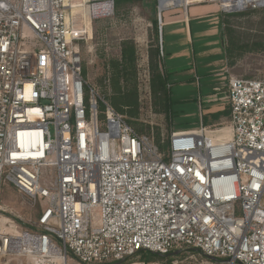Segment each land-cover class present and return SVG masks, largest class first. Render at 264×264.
<instances>
[{"label":"built area","instance_id":"1","mask_svg":"<svg viewBox=\"0 0 264 264\" xmlns=\"http://www.w3.org/2000/svg\"><path fill=\"white\" fill-rule=\"evenodd\" d=\"M65 1L0 0V264H264V79H229L227 131H172L161 151L83 76L78 43L114 0L81 24ZM4 183L43 203L35 224L5 217Z\"/></svg>","mask_w":264,"mask_h":264},{"label":"rangeland","instance_id":"2","mask_svg":"<svg viewBox=\"0 0 264 264\" xmlns=\"http://www.w3.org/2000/svg\"><path fill=\"white\" fill-rule=\"evenodd\" d=\"M88 2L85 3L87 10L89 6L97 3L92 0ZM70 3L83 4V0H70ZM178 9L183 10L184 8L181 6L170 7L162 11L160 20L158 21L157 0H143L140 3L126 5L118 11L113 6V14L111 17L92 21L89 27L92 39L87 42L78 43L86 81L104 96L111 94L103 83L104 77L110 74V62L120 59L121 44L124 41L134 43L136 47L135 76L127 82L125 88L128 91L136 92L138 116L129 119L132 122L130 126L136 133L153 140L154 143L159 145V149H161V141L166 142L172 131L196 126L193 119L179 116L177 111H180V109H175L180 105V103H177L179 87L184 86V84L177 83L178 80H176L175 76L166 75V78L167 76L169 78L170 84L167 85V95L171 103L173 118L169 119L164 115L162 107L155 103L156 98H153L150 89L151 70L149 67L148 53L152 48L156 47L154 40L155 34L151 21H157L159 35V27H161L163 22V14L168 10ZM71 12L72 10L69 9L68 0L69 17H74L77 22H80L79 24L87 17L86 12L82 10L74 14ZM244 14L241 16H227L226 18L227 26L231 30L229 39L232 37L234 42L230 60L232 65L228 67L229 73L232 78L263 80L264 9L246 11ZM159 44L160 41L158 39V47L160 50ZM190 52L188 55H190V60L193 62L194 59L191 49ZM162 56V64L164 63L165 66L166 63L169 66L168 55L165 58L164 55ZM159 72H161V68H159ZM194 85L196 86V84ZM195 86L191 87L192 90L189 88V90H185L183 96L188 97L191 95L192 91L196 89ZM157 97L161 98V94L157 95ZM192 105V101L183 102V106ZM124 118L128 120L127 117L124 116ZM223 127H228V124L221 127L208 128L207 131H213ZM217 132L213 131V133ZM262 203L264 204V197ZM1 204L5 212V217L19 223L22 228H28L36 223L43 205L41 202H33L23 197L18 190L8 183H4L2 186ZM155 258L157 260L156 256ZM158 259L164 260L168 258L159 257ZM5 264L36 263L25 258L17 257L10 258Z\"/></svg>","mask_w":264,"mask_h":264},{"label":"crops","instance_id":"3","mask_svg":"<svg viewBox=\"0 0 264 264\" xmlns=\"http://www.w3.org/2000/svg\"><path fill=\"white\" fill-rule=\"evenodd\" d=\"M225 15L214 3L195 4L183 10H168L163 14L159 45L164 58L168 55L170 64L167 66L165 63L164 66L163 63L162 70L165 76H175L177 83L184 84L179 87L177 103L180 105L175 109H180L177 111L179 116L193 119L196 125L176 131L191 132L201 127L208 129L226 124L229 127L230 117L225 93L231 76L225 52ZM190 49L193 62L188 55L191 53ZM168 76L167 85H170ZM193 86L196 89L192 94L184 97L185 90ZM185 101H192L193 105L183 106ZM228 127L213 131L223 133Z\"/></svg>","mask_w":264,"mask_h":264},{"label":"trees","instance_id":"4","mask_svg":"<svg viewBox=\"0 0 264 264\" xmlns=\"http://www.w3.org/2000/svg\"><path fill=\"white\" fill-rule=\"evenodd\" d=\"M143 2V0H114V9L118 11L126 5H131L135 3ZM245 15L243 13H237L232 15L223 16L224 32L227 40L226 46V56L228 60V66L232 65L230 62L232 57V50L234 42L232 37H230L231 30L227 26V16H241ZM152 28L154 30V40L155 48H152L149 53V67L151 70V80H150V89L155 100V103L162 107V111L166 117L169 119L173 118L171 112V103L167 95V79L162 70V56L160 55V50L158 47V24L156 20L151 21ZM135 63H136V47L131 41H124L121 44L120 59L112 61L109 64L110 71L109 75V96H106V99L109 101L110 105L113 107L115 112L128 118L126 122L131 125L132 122L129 119L136 118L138 116V99L135 91L126 90L127 82L134 78L135 76ZM161 68V72H159ZM83 76L85 77V70L83 69ZM104 77V80L106 77ZM103 80V83H104ZM161 94V98H158L157 95ZM102 109V108H101ZM126 109V110H125ZM204 125V122H203ZM133 129V128H132ZM156 144V143H155ZM159 149V145L156 144ZM159 149L165 151V145L160 144ZM155 256H148V261H167L168 259L155 260Z\"/></svg>","mask_w":264,"mask_h":264},{"label":"bare ground","instance_id":"5","mask_svg":"<svg viewBox=\"0 0 264 264\" xmlns=\"http://www.w3.org/2000/svg\"><path fill=\"white\" fill-rule=\"evenodd\" d=\"M88 1L89 0H83V4H79V3L71 4L70 0H69V9L72 10L71 13L74 14L75 12L82 10L83 12H86L87 15H88V12L90 15H95L96 13H98L101 10H110L111 9V4L105 2L102 4L94 5L92 7L89 6L88 10H87L85 3ZM247 1H249V0H247ZM184 2H185V0H160L159 8L161 11H163V10H166L170 7H178V6L182 5ZM247 3H249V2H247ZM261 4H264V2ZM65 6L68 7V0L65 1Z\"/></svg>","mask_w":264,"mask_h":264},{"label":"water","instance_id":"6","mask_svg":"<svg viewBox=\"0 0 264 264\" xmlns=\"http://www.w3.org/2000/svg\"><path fill=\"white\" fill-rule=\"evenodd\" d=\"M159 4H160V0H157V16H158V21L160 20V15H161V10L159 8ZM159 30H160V27H159ZM179 255V252H176V253H173V254H170L169 257L171 256H178Z\"/></svg>","mask_w":264,"mask_h":264}]
</instances>
